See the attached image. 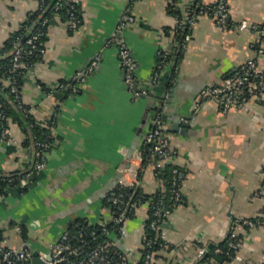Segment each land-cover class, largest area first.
I'll return each instance as SVG.
<instances>
[{"label":"crops","instance_id":"1","mask_svg":"<svg viewBox=\"0 0 264 264\" xmlns=\"http://www.w3.org/2000/svg\"><path fill=\"white\" fill-rule=\"evenodd\" d=\"M132 0H81L82 25L70 32L67 22L54 21L47 36L48 53L29 72L22 86L24 102L35 120L53 130L47 167L34 184L0 194V233L10 245L26 244L34 251L49 252L58 238L85 221L112 224L114 210L108 193L144 146L158 105L170 128L171 146L177 152L173 164L187 173L184 201L161 229L165 246L157 250L155 264H199L201 246L216 249L230 233L235 220L254 219L264 213V102L252 98L243 110L224 111L217 100H202L209 85L226 78L254 60L264 70V0H224L235 24L251 27L223 29L209 15L192 28L185 48L176 46L178 10L184 18L195 0H137L135 22L123 36L137 63V80L144 88L158 61V52L174 56L164 75L174 83L134 99L123 81L116 45H108L125 8ZM220 0H202L206 7ZM37 0H0V49L37 9ZM260 50L263 53H260ZM97 55L101 63L74 94L48 95V87L68 82ZM177 127L179 129H177ZM17 144L7 145L0 133V173L31 167L32 154L18 123L12 125ZM162 180L154 166L141 178L146 194L154 193ZM149 205L113 231L110 238L132 264L143 255ZM238 260L212 264H264V226L240 228Z\"/></svg>","mask_w":264,"mask_h":264},{"label":"built area","instance_id":"2","mask_svg":"<svg viewBox=\"0 0 264 264\" xmlns=\"http://www.w3.org/2000/svg\"><path fill=\"white\" fill-rule=\"evenodd\" d=\"M49 0H37V9L35 12L45 14L46 4ZM128 5L122 13L120 20L116 26L114 35L108 42V45H116L121 58V66L123 72V81L130 90L134 99L149 96L155 89H164L165 97L168 96V90L174 83V77L171 74L164 75L166 67L172 62L174 56L163 51L158 52V61L151 79V87L144 88L139 85L137 80L138 63L127 46L123 33L128 24L135 22L133 13V2ZM81 0H58L54 4V13L52 16H41L36 23L38 26L36 31L32 32L26 39L25 44L17 45L15 52L11 58V65L6 72L0 70V78L5 80V85L0 90H8L9 95L13 96V102L17 109L27 118L31 119V127L43 129L33 115V110L23 99L22 86L18 82L19 78L25 79L26 75L31 72L36 65L41 63L48 53L47 41L43 38L48 36V32L55 20L60 18L59 10L63 5L67 6V28L70 32L77 31L82 25V13L79 9ZM35 12L32 13L35 14ZM209 14L215 21V24L223 29L238 28L245 30L252 28L257 30V26H250L247 22L235 24L231 20L230 11L226 1L220 0L212 8L202 9L196 12L194 8L191 14L181 20L179 17L177 28L187 25L191 28L196 24L198 18L202 15ZM28 29V26L26 27ZM191 39V34H187L183 40L175 41L179 49L185 48ZM36 53V60L29 63L26 58ZM260 53H263L260 50ZM5 54L0 52V58H4ZM101 63V55L95 56L88 64L87 68L79 71L68 82L59 83L49 86L47 93L49 96L57 92H64L68 95L78 91L79 86L86 82L99 67ZM4 94V93H3ZM6 95V94H5ZM201 99L217 100L220 102L224 111L230 109L243 110L247 107L252 98H256L264 102V70L260 69L254 60H248L244 65L239 67L231 75H229L222 85H209L202 89ZM164 103L155 112L152 121V128L145 138L144 146H148L151 156L154 158V168L157 177L165 170L166 165L173 166L171 169V177L168 182L162 180L157 190L167 191L172 194L173 202L168 205L165 201L158 202L154 209V218L150 222V228L154 231H161L160 238L165 240V235L161 229L162 225L167 222L172 212L181 205L184 198L183 184L187 178L185 170L173 164L176 151L171 146L170 128L164 117ZM3 102H0V133L1 140L7 145L17 144L18 140L13 136L12 128L8 116L3 109ZM49 137H34V145H28L27 148L32 154L31 172L20 179L18 188L29 189L47 167V154L51 148L52 142ZM144 151L139 150L129 166L121 169L122 177L117 187L120 189L129 188L132 191L141 187V173L144 172ZM12 181V179L10 180ZM116 187V188H117ZM108 206L115 212V218L112 224L100 225V234L92 233L88 239H84V235L79 233L72 234L68 230L65 231L52 245L50 251L34 252L30 250L26 244L21 247L10 245L6 236L0 237V264H31L35 257L42 260L43 264H132L128 258L123 255L117 248L115 242L110 238L113 231H122V226L129 219L130 210H136L141 205L140 202H130L125 200L123 193H118L112 189L107 195ZM258 219V220H257ZM255 219H239L235 220L229 247L232 250H238L239 246L234 239L238 237V230L242 227L250 229L261 226L264 223V216ZM154 239L148 238L146 246L148 251L144 253L138 264H155L156 251L152 250ZM219 252V250H217ZM208 248L201 246L198 249L197 258L200 264H209L208 259L205 260ZM49 255V258H48ZM233 260L241 261V257L236 253L231 255Z\"/></svg>","mask_w":264,"mask_h":264},{"label":"trees","instance_id":"3","mask_svg":"<svg viewBox=\"0 0 264 264\" xmlns=\"http://www.w3.org/2000/svg\"><path fill=\"white\" fill-rule=\"evenodd\" d=\"M58 0H49L46 4V12L45 14H41L39 12H35V14H30L28 20L26 23H24L16 32H14L11 37L6 41L4 47L0 49L1 53L5 54L4 58H0V70L2 72H6L10 65H11V58L15 52V49L17 45H23L26 46L25 41L26 39L30 36V34L37 29L36 23L39 21L41 16H52L54 13V4ZM215 6V4L213 5ZM213 6L206 7L202 4V0H195V5L194 7L191 8L189 11L188 15L191 14V11L195 8L196 12H199L202 9L208 10L212 8ZM79 9L81 10L80 5L78 6ZM173 13L176 14L177 17H179L181 20L184 19L180 15V12L178 10H173ZM60 17L63 21H67V6L66 4L62 6V8L59 10ZM28 26V29L26 27ZM192 28L185 25L182 28H177L176 29V38L177 40H183V38L187 34H191ZM44 41H47V37L43 38ZM26 60L31 64L35 62L36 60V53L34 52L33 55L28 56ZM18 82L21 86L24 84V79L19 78L18 76ZM5 80L0 78V90L3 88L5 85ZM4 93V94H3ZM6 94V95H5ZM0 102H3V109L5 110L11 128L14 123H18V125L22 128L24 132V136L26 140L22 142L23 146H33L34 145V137L35 136H40L42 138H45L46 136L49 137L48 140L50 142H53V130L50 126H45L43 129H38L36 127H31V119L27 118L24 116L16 107V105L13 102V96L9 95L8 90H4V92H0ZM160 108V105L157 106L155 112ZM142 150L144 151L145 155V160H144V169H146L149 166H154V158L151 156V152L149 150L148 146H143ZM173 168L172 165L167 164L165 170L160 174L159 178L160 180H163L165 183L170 180L171 177V169ZM31 167L20 170V171H15L12 173L4 174L0 173V194H5L9 188L13 187H18L19 181L21 178H23L26 174L31 172ZM143 176V173H141V178ZM12 179V181H10ZM115 191L118 193H123L125 196V200L130 201V202H140L141 204H148L149 205V217L147 220V237L144 241V248H143V254L148 251V248L146 246V242L148 238H153L154 239V245L152 247V250L156 251L159 250L161 247L165 246V242L162 241V239L159 237L161 234V231H154L150 228V222L154 218V209L156 205L158 204L159 201L163 200L165 201L168 205H171L173 200L172 199V194L167 191H159L156 190L154 193L151 194H146L143 189L140 187L136 189L135 191H132L129 188H123L120 189L119 187L114 188ZM22 192H27V189H21ZM184 201V198L182 202ZM181 202V204H182ZM108 204V203H107ZM136 210H130L128 213V218H131L135 214ZM264 216V213L257 217L261 218ZM257 218H254L255 220ZM258 220V219H257ZM261 226H264V223L261 224ZM245 228H248L247 226ZM249 229V228H248ZM69 232L72 234H83L84 239H88L89 236L92 233L100 234V226L99 225H91L89 223H86L85 221H78L75 225L70 227L68 229ZM117 233H120L119 231H115ZM2 236V233H0V237ZM231 233L228 236V238L222 242L215 250L214 249H208V253L206 254L205 260L208 259L209 264L213 263V258L215 261L218 260H233L231 256L227 255L228 252H230L231 255H235L238 250H232L229 247V242L231 240ZM236 244L239 246L241 243V236L238 234V237L234 239ZM219 250V252H217ZM141 264V263H140ZM200 264V263H199Z\"/></svg>","mask_w":264,"mask_h":264},{"label":"water","instance_id":"4","mask_svg":"<svg viewBox=\"0 0 264 264\" xmlns=\"http://www.w3.org/2000/svg\"><path fill=\"white\" fill-rule=\"evenodd\" d=\"M87 66H88V64H87L86 66H84V67L82 68V70L85 69V68H87ZM177 129H179V128L177 127ZM48 258H49V255H48ZM31 264H43V262H42V260H41L40 258L35 257V258L33 259V261H32Z\"/></svg>","mask_w":264,"mask_h":264}]
</instances>
